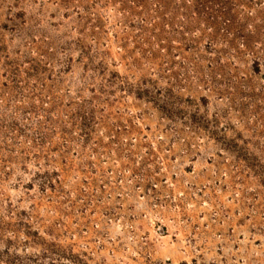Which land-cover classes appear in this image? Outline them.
<instances>
[{"label":"rangeland","instance_id":"1","mask_svg":"<svg viewBox=\"0 0 264 264\" xmlns=\"http://www.w3.org/2000/svg\"><path fill=\"white\" fill-rule=\"evenodd\" d=\"M0 264H264V0H0Z\"/></svg>","mask_w":264,"mask_h":264}]
</instances>
